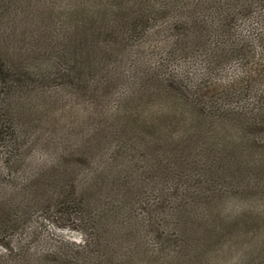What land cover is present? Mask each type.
<instances>
[{
	"label": "trees",
	"instance_id": "16d2710c",
	"mask_svg": "<svg viewBox=\"0 0 264 264\" xmlns=\"http://www.w3.org/2000/svg\"><path fill=\"white\" fill-rule=\"evenodd\" d=\"M39 1L0 0L3 165L20 157L21 118L41 105L92 108L82 136L53 121L60 156L36 201L83 240L31 261L18 242L13 264H216L264 205V84H223L206 67L231 55L236 17L258 0ZM151 22L171 35L149 43ZM251 248L234 264L264 255V243Z\"/></svg>",
	"mask_w": 264,
	"mask_h": 264
},
{
	"label": "rangeland",
	"instance_id": "374dc122",
	"mask_svg": "<svg viewBox=\"0 0 264 264\" xmlns=\"http://www.w3.org/2000/svg\"><path fill=\"white\" fill-rule=\"evenodd\" d=\"M37 3L45 5L46 1ZM261 14L264 15L263 0L256 1L249 11L243 10L238 14L229 34L231 44L228 48L231 55L227 59L214 63V71L206 67L207 71L212 72L213 80H220L219 82L223 84L236 82L238 85H243L246 79L251 81L256 77L264 84V19H257V15ZM154 24L152 22L149 24L144 35L153 45L164 42V39L172 33L166 26ZM233 48L239 51L236 52ZM176 54H181L180 58L184 60L188 56L191 57L188 54H194V52L181 50ZM175 64L174 60L170 62L172 67ZM76 102L79 101L75 99L69 101L64 113H59L62 110L59 104L41 105L40 108H42L36 110L34 116L21 118L26 128L27 139L24 138L25 141L20 147V157L14 160L7 170L3 165V149L0 145V264H13L12 260H16L17 255L10 252L18 242H23L27 248V254L25 253L24 256L31 261L46 247L56 244L59 239H68L76 243L83 240V234L80 231L71 227H60L59 223L63 221L47 215L45 211H42L45 209L36 203L37 199L45 198L42 193L44 187L48 185L49 179L55 176V173L50 171L52 161L60 156L59 149L52 144L54 143L53 133H59L55 130L53 121L60 117L61 125L73 123V126H77L73 132L78 136L85 134L90 125L92 108ZM248 102L251 104L253 101L249 98L244 100L245 104ZM61 133L63 134L64 131ZM60 138L61 134L58 139ZM62 165L60 164V169ZM56 167L58 170L59 165L57 164ZM71 169L80 179L86 174L84 168L73 166ZM255 205H257L256 210H250V212L255 213L257 218L241 226L237 244L229 240L218 253L217 260L212 263L234 264L240 261L246 252L252 250L251 246L259 242L264 243V205L258 203ZM16 212H18L17 218ZM4 217L10 219L7 225L14 219L13 224L3 227L1 222ZM251 259L249 264H264V255L257 253Z\"/></svg>",
	"mask_w": 264,
	"mask_h": 264
}]
</instances>
